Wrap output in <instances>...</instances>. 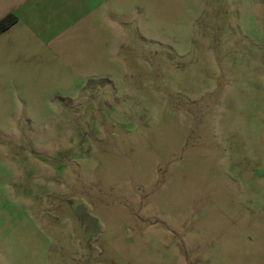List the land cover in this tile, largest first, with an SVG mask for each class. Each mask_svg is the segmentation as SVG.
<instances>
[{"label": "rangeland", "instance_id": "374dc122", "mask_svg": "<svg viewBox=\"0 0 264 264\" xmlns=\"http://www.w3.org/2000/svg\"><path fill=\"white\" fill-rule=\"evenodd\" d=\"M0 264H264V0H0Z\"/></svg>", "mask_w": 264, "mask_h": 264}, {"label": "trees", "instance_id": "16d2710c", "mask_svg": "<svg viewBox=\"0 0 264 264\" xmlns=\"http://www.w3.org/2000/svg\"><path fill=\"white\" fill-rule=\"evenodd\" d=\"M15 17H13L12 14H8L0 19V31L5 30L8 28L11 24L15 22Z\"/></svg>", "mask_w": 264, "mask_h": 264}]
</instances>
